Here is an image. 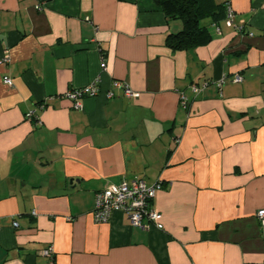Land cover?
I'll list each match as a JSON object with an SVG mask.
<instances>
[{
	"label": "crops",
	"instance_id": "crops-1",
	"mask_svg": "<svg viewBox=\"0 0 264 264\" xmlns=\"http://www.w3.org/2000/svg\"><path fill=\"white\" fill-rule=\"evenodd\" d=\"M231 5L174 49L154 0H0V264H264V0ZM136 179L162 182V227L95 223V193Z\"/></svg>",
	"mask_w": 264,
	"mask_h": 264
},
{
	"label": "built area",
	"instance_id": "built-area-1",
	"mask_svg": "<svg viewBox=\"0 0 264 264\" xmlns=\"http://www.w3.org/2000/svg\"><path fill=\"white\" fill-rule=\"evenodd\" d=\"M225 5V16L224 23L227 26H233L234 9L231 5V0H224ZM217 32L219 28L216 27ZM9 59L6 57L3 59L4 62ZM104 69V63H102ZM3 82L7 85H12V80L8 75L3 76ZM234 82L241 81V76L238 74L234 75ZM98 77L93 79L81 87L71 88L66 91L62 97L71 100L72 107L75 109L82 108V100L86 97H94L97 95L99 88L97 86ZM112 85L117 88H121L126 97H136L137 93L133 91L129 84L121 80H113ZM207 84L195 85L192 84L190 89L193 93L200 92ZM111 90L106 92L107 98L113 97ZM181 105H186V95L180 93ZM25 118L28 120L34 119L38 121V117L33 110L28 111L25 114ZM161 181H156L151 184L145 183L141 179L132 181H122L117 184H109L100 191H97L94 196V207L92 210V217L95 223H106L113 211H122L130 224L142 228H147L149 224H154L156 227L161 228L162 225L159 222L160 213L151 205V202L155 196L157 190L162 187ZM257 218L260 223L264 225V208L257 212ZM13 226H17V222H13ZM41 255L46 257L51 263L54 260V253L51 246L43 249Z\"/></svg>",
	"mask_w": 264,
	"mask_h": 264
},
{
	"label": "trees",
	"instance_id": "trees-1",
	"mask_svg": "<svg viewBox=\"0 0 264 264\" xmlns=\"http://www.w3.org/2000/svg\"><path fill=\"white\" fill-rule=\"evenodd\" d=\"M168 17L181 19L183 27L167 36V44L174 49H188L204 45L211 39L200 20L211 16L216 22L225 16L224 3L214 0H154ZM94 207V206H93Z\"/></svg>",
	"mask_w": 264,
	"mask_h": 264
}]
</instances>
